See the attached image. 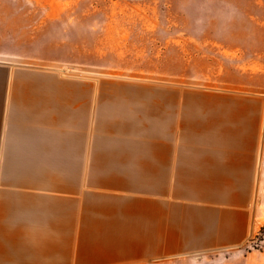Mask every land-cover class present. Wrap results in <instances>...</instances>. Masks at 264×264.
<instances>
[{
    "label": "crops",
    "instance_id": "crops-1",
    "mask_svg": "<svg viewBox=\"0 0 264 264\" xmlns=\"http://www.w3.org/2000/svg\"><path fill=\"white\" fill-rule=\"evenodd\" d=\"M16 82L0 63V264H264L261 98Z\"/></svg>",
    "mask_w": 264,
    "mask_h": 264
},
{
    "label": "rangeland",
    "instance_id": "rangeland-1",
    "mask_svg": "<svg viewBox=\"0 0 264 264\" xmlns=\"http://www.w3.org/2000/svg\"><path fill=\"white\" fill-rule=\"evenodd\" d=\"M2 62L29 89L53 79L90 95L255 96L263 107L264 0H0Z\"/></svg>",
    "mask_w": 264,
    "mask_h": 264
},
{
    "label": "trees",
    "instance_id": "trees-1",
    "mask_svg": "<svg viewBox=\"0 0 264 264\" xmlns=\"http://www.w3.org/2000/svg\"><path fill=\"white\" fill-rule=\"evenodd\" d=\"M262 234H263V235H262L263 237H262V238H260V240L264 239V233H262Z\"/></svg>",
    "mask_w": 264,
    "mask_h": 264
}]
</instances>
